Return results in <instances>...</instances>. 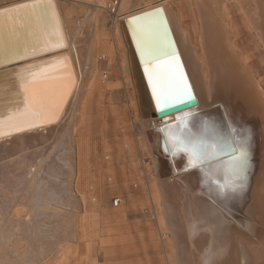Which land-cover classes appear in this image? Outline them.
Here are the masks:
<instances>
[{
    "label": "bare ground",
    "instance_id": "1",
    "mask_svg": "<svg viewBox=\"0 0 264 264\" xmlns=\"http://www.w3.org/2000/svg\"><path fill=\"white\" fill-rule=\"evenodd\" d=\"M172 1L51 0L63 47L53 43L51 51L0 63L6 98L23 92L20 77L31 80L40 66L53 64L33 85L41 112L33 118L37 126L17 132L6 117L0 124V264H69L79 216L85 241L97 238L95 199L84 186L89 150L79 131L105 91L118 84L126 91L136 129L137 181L160 231L156 248L164 247L171 264H264V86L234 25L238 18L264 54V0H188L177 9ZM32 2L0 0V11ZM157 8L167 18L196 100L194 107L161 118L129 25L131 17ZM105 11L110 33L103 28ZM57 58L66 59L57 63ZM107 72L116 74L117 84H101L99 76L107 79ZM186 112L192 115L185 117ZM204 121L225 133L231 125L249 137L247 185L228 199L210 182L226 179L218 162L192 168L183 153L163 150L159 129L188 122L199 131ZM134 194L124 192L121 200L131 206ZM115 217L122 220L125 214Z\"/></svg>",
    "mask_w": 264,
    "mask_h": 264
},
{
    "label": "snow or ice",
    "instance_id": "2",
    "mask_svg": "<svg viewBox=\"0 0 264 264\" xmlns=\"http://www.w3.org/2000/svg\"><path fill=\"white\" fill-rule=\"evenodd\" d=\"M0 16L4 18L0 21V51L8 56L5 62L11 63L37 52L51 51L50 45L53 43L56 47H63L57 13L51 0H33L30 4L0 12ZM129 25L157 111L167 113L169 109L194 101L192 86L170 37L163 10L157 8L131 17ZM51 37L58 39L52 41ZM21 50V56H17L16 53ZM64 59L57 58V63H62ZM40 67L41 71L31 73V80L23 76L19 78L22 93L17 91L14 97L6 98L3 89H0V109H3L0 112V124L4 123L6 117L9 126L17 132L37 126L33 118L40 116L41 112L36 109L37 95L33 85L47 75L53 64L49 62L47 66ZM70 87H67L66 95H70ZM12 104L16 105L15 108L9 107ZM190 115L185 113V117ZM228 127L229 131L225 133L215 124L204 121L199 131H195L194 125L188 122L182 127L173 125L159 129L163 135V150L169 155L183 153L192 168L200 166L203 169L206 164L216 162L222 166L226 179L210 182L216 185L217 193L223 199L236 196L245 189L250 166L248 135L236 133L231 125Z\"/></svg>",
    "mask_w": 264,
    "mask_h": 264
},
{
    "label": "rangeland",
    "instance_id": "3",
    "mask_svg": "<svg viewBox=\"0 0 264 264\" xmlns=\"http://www.w3.org/2000/svg\"><path fill=\"white\" fill-rule=\"evenodd\" d=\"M110 2L111 0H107V3ZM186 3L188 4V0L171 2L175 9ZM106 11L102 16L103 28L110 33L111 18ZM190 18L188 16L187 20L190 21ZM234 25L238 32V42L249 56L264 86V54L256 49L238 18L235 19ZM100 76L101 84L114 81L109 72L108 80L103 79L102 74ZM113 84L117 82L114 81ZM113 91H105L98 106L85 116L79 131V138L87 144L89 150L85 162L84 186L89 196L95 199L92 203L97 214L98 239L95 238L96 240L89 243L85 241L79 216L77 243L71 248L69 264H171L164 255V247L156 248L154 245L160 244V231L155 225L154 211L149 207V197L142 193L137 181L136 168L140 169L138 161L140 162L141 155L134 154L133 150L136 129H133L132 112L129 111L126 91L121 84ZM108 177H111L110 182L107 181ZM125 183L128 188L126 190L123 189ZM133 184H136L137 188L133 187ZM124 192L135 193L133 205L130 206L125 197H122L123 201L121 200V194ZM113 196L120 198L121 205L118 209L110 206V199ZM119 214H125V219H116L115 216Z\"/></svg>",
    "mask_w": 264,
    "mask_h": 264
},
{
    "label": "water",
    "instance_id": "4",
    "mask_svg": "<svg viewBox=\"0 0 264 264\" xmlns=\"http://www.w3.org/2000/svg\"><path fill=\"white\" fill-rule=\"evenodd\" d=\"M13 8H11V9H5L4 11H6V10H12ZM0 12H3V11H0ZM21 54H22V50L21 51H18L17 53H16V55L17 56H21ZM8 59V56H6L5 54L4 55H2V54H0V63H5V61ZM145 79H147L146 78V76H145ZM153 101H154V104H155V106H156V102H155V100L153 99ZM196 105V100H194V101H191L190 103H188V104H185V105H180V106H178L177 108H174V109H169L168 111H167V113H161V112H156V115L159 117V118H161V117H163V116H166V115H169V114H172V113H175V112H179V111H183V110H185V109H189V108H192V107H194ZM157 109V108H156Z\"/></svg>",
    "mask_w": 264,
    "mask_h": 264
},
{
    "label": "built area",
    "instance_id": "5",
    "mask_svg": "<svg viewBox=\"0 0 264 264\" xmlns=\"http://www.w3.org/2000/svg\"><path fill=\"white\" fill-rule=\"evenodd\" d=\"M116 4V3H114ZM110 204L113 208H116L120 204V198L119 197H112L110 199Z\"/></svg>",
    "mask_w": 264,
    "mask_h": 264
}]
</instances>
